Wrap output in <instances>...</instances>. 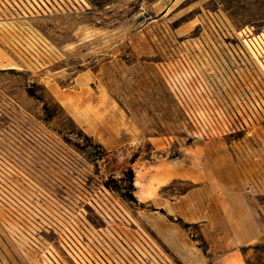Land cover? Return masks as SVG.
I'll return each mask as SVG.
<instances>
[{
	"label": "rangeland",
	"instance_id": "obj_1",
	"mask_svg": "<svg viewBox=\"0 0 264 264\" xmlns=\"http://www.w3.org/2000/svg\"><path fill=\"white\" fill-rule=\"evenodd\" d=\"M228 202L264 264V0H0V264H185Z\"/></svg>",
	"mask_w": 264,
	"mask_h": 264
},
{
	"label": "crops",
	"instance_id": "obj_2",
	"mask_svg": "<svg viewBox=\"0 0 264 264\" xmlns=\"http://www.w3.org/2000/svg\"><path fill=\"white\" fill-rule=\"evenodd\" d=\"M188 202L181 203V209L185 210ZM252 212L243 207L233 206L231 202L224 209V225L221 228L222 237L219 240L209 242L207 252L202 254V247L197 246L194 255L180 251V256L185 264H255L256 249V217ZM201 250V251H200Z\"/></svg>",
	"mask_w": 264,
	"mask_h": 264
},
{
	"label": "trees",
	"instance_id": "obj_3",
	"mask_svg": "<svg viewBox=\"0 0 264 264\" xmlns=\"http://www.w3.org/2000/svg\"><path fill=\"white\" fill-rule=\"evenodd\" d=\"M180 156H183V153ZM155 163H159V161ZM105 183L113 190L120 192L125 199L139 202L140 197L137 194L138 185L136 184V168L134 165L127 166L119 177L111 174Z\"/></svg>",
	"mask_w": 264,
	"mask_h": 264
}]
</instances>
